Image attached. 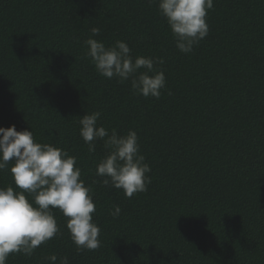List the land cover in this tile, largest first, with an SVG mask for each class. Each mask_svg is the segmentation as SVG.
<instances>
[{"label": "trees", "instance_id": "obj_1", "mask_svg": "<svg viewBox=\"0 0 264 264\" xmlns=\"http://www.w3.org/2000/svg\"><path fill=\"white\" fill-rule=\"evenodd\" d=\"M206 22L185 54L149 0H0V127L76 157L100 228V247L78 250L53 209L60 234L6 264H50L52 254L70 264H264V0H213ZM92 28L106 46L123 41L133 57L163 61L159 99L96 71L84 44ZM93 112L109 133L136 132L147 191L129 198L96 175L104 141L90 153L79 134ZM11 166L0 187L19 190Z\"/></svg>", "mask_w": 264, "mask_h": 264}, {"label": "clouds", "instance_id": "obj_2", "mask_svg": "<svg viewBox=\"0 0 264 264\" xmlns=\"http://www.w3.org/2000/svg\"><path fill=\"white\" fill-rule=\"evenodd\" d=\"M154 2L180 52H192L208 35L206 16L213 8V0H149ZM99 34V28H92L91 36L84 41L96 71L108 79L130 81L134 94L159 99L166 80L164 72L155 65L163 61L133 57L123 41L106 46L93 38ZM99 116V112H93L79 120V134L88 151L95 153L98 139L104 141L107 150L96 163V175L104 178L103 185L121 189L129 198L147 191L150 178L146 174L151 169L140 154L136 132L109 133L97 126ZM9 163L13 183L19 190L0 187V264H6L12 253L31 256L36 248L60 234L53 209H59L66 218L65 226L78 250L100 247V228L92 216L95 203L91 189L80 178L81 169L75 166L76 157L52 144L35 142L31 130L17 131L12 125L0 127V170ZM120 213V207L114 205L110 215L115 218ZM47 260L50 264H57L58 260L59 264H70L66 256L58 258L55 254Z\"/></svg>", "mask_w": 264, "mask_h": 264}]
</instances>
